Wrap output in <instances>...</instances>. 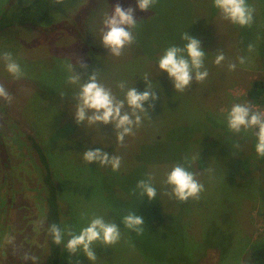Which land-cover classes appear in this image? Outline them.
Listing matches in <instances>:
<instances>
[{
    "label": "rangeland",
    "instance_id": "1",
    "mask_svg": "<svg viewBox=\"0 0 264 264\" xmlns=\"http://www.w3.org/2000/svg\"><path fill=\"white\" fill-rule=\"evenodd\" d=\"M23 1L0 0V13ZM247 3L255 9L254 20L240 27L225 20L213 0H157L148 11H140L136 0H66L54 25L22 26L0 34V51L11 52L25 73L15 79L0 62V84L48 153L65 229L78 234L93 216H102L121 230L119 242L110 248L93 246L95 262L65 250V235L62 264H247L250 247L264 242L256 151L248 149L250 144L237 148L235 139L255 135L231 132L225 119L235 103H251L264 114V71L257 57L264 36V0ZM116 4L134 8L138 22L135 42L119 57L100 42L103 20ZM185 31L201 41L209 75L187 91L175 92L158 60L168 47L184 46ZM249 44L254 46L251 52ZM220 51L226 59L216 65L214 55ZM241 56L247 58L244 65L238 63ZM78 62L87 64V71ZM230 62L237 63L235 71L228 70ZM70 63L85 81L93 70L99 72V82L118 99L132 86L143 92L148 74L159 98L151 108V100L145 103L148 116L141 114V124L123 144L117 142L112 125L75 123L79 86L67 83ZM120 82L126 85L124 91L117 87ZM125 111H130L127 105ZM154 138L160 140L157 151L149 147ZM89 148L120 156L119 171L86 163L83 151ZM186 157L188 170L204 191L199 199L180 202L164 194L170 189L163 180L172 166L185 164ZM157 159L161 162L152 163ZM149 176L157 190L152 201L132 194L137 182ZM154 209L163 221L159 228L153 224ZM129 212L143 216V234L125 228L122 217Z\"/></svg>",
    "mask_w": 264,
    "mask_h": 264
},
{
    "label": "clouds",
    "instance_id": "2",
    "mask_svg": "<svg viewBox=\"0 0 264 264\" xmlns=\"http://www.w3.org/2000/svg\"><path fill=\"white\" fill-rule=\"evenodd\" d=\"M60 2L61 0H56V3ZM156 3L157 0H136L137 8L140 11H148ZM213 6L219 10L225 20L232 24L246 27L253 23L255 9L248 5L247 0H213ZM134 13V8H123L120 4H116L111 14L103 20L100 42L113 56L119 57L126 46L135 42L133 30L137 27L138 22ZM181 39L186 42L183 47L175 45L168 47L158 60L159 70L167 73L175 92H185L194 82H203L209 75L208 70L204 67L206 52L202 48L201 41L188 35L186 31L181 34ZM253 50L254 46L249 44L248 51ZM214 56L216 65H221L226 59L223 51L217 52ZM0 62H3L6 71L13 78L20 79L25 75L21 65L14 59L11 52L0 51ZM246 62V57H238L240 65H244ZM76 66L73 63L68 65L70 75L67 79L68 84L79 86L74 97L77 101L73 114L75 123L78 125H82L84 122L89 125H112L115 129L114 135L117 142L123 144L125 137L133 134L134 126L141 124V114L147 115L148 109L144 107L145 103L151 100L153 103L148 105L151 108L159 98L157 91L153 90L151 86L148 74L145 73L143 77L146 82V89L143 92L137 91L132 86L127 88L124 99H118L110 88L99 82V72L93 70L85 81L81 74L74 71ZM78 66L87 71V64L78 62ZM227 68L229 71H235L237 63L230 62ZM117 87L124 91L126 85L124 82H120ZM0 99L6 102L12 100V96L2 84H0ZM125 105L130 111H125ZM225 119L228 129L233 133L239 134L242 130L252 131L257 140L255 151L259 157L264 158V114L254 111L251 103H235L226 113ZM192 159L194 160L195 157ZM83 160L88 164L110 166L113 171H119L122 163L120 156L111 155L99 148H89L83 151ZM185 164L188 167H185ZM185 164L172 166L163 180V184L170 189L164 194L174 197L180 202L199 199L201 192L204 191L203 184L196 179L193 172L188 170L191 162L187 157ZM152 180L153 177L149 176L147 180L138 181L132 194L135 195L138 192L141 197H147L149 201L155 200L157 190L153 186ZM122 222L125 228L138 235L145 231L144 218L137 215L136 212H129L123 216ZM48 231L56 245L64 243V237L67 235L69 239L64 243L65 250L72 255L83 254L89 262L97 260L94 245L110 248L121 238V230L115 221H106L102 216H93L87 226L83 227L78 234L70 228L61 229L55 224L50 225ZM27 259L29 257L26 256L25 260Z\"/></svg>",
    "mask_w": 264,
    "mask_h": 264
},
{
    "label": "flooded vegetation",
    "instance_id": "3",
    "mask_svg": "<svg viewBox=\"0 0 264 264\" xmlns=\"http://www.w3.org/2000/svg\"><path fill=\"white\" fill-rule=\"evenodd\" d=\"M34 141L43 149L12 103L0 99V264H45L47 204Z\"/></svg>",
    "mask_w": 264,
    "mask_h": 264
},
{
    "label": "trees",
    "instance_id": "4",
    "mask_svg": "<svg viewBox=\"0 0 264 264\" xmlns=\"http://www.w3.org/2000/svg\"><path fill=\"white\" fill-rule=\"evenodd\" d=\"M66 0H61L60 3H56V0H27L16 4L9 5L4 11L0 13V34H5L7 31L22 26H34V27H45L54 25L56 18H58L60 12L59 6L64 3ZM258 61L261 69L264 71V36L259 41V49L257 53ZM30 128V127H29ZM194 126L192 127V129ZM193 131V130H192ZM191 131V133H192ZM217 128H213V135L216 133ZM227 137H233L231 133H227ZM236 147L245 146L248 144V149H254L257 143L256 137L247 138L244 140L240 137H235ZM160 140L155 139L149 141V147L151 150H159L158 146ZM32 149L37 153L38 161L42 166V178L43 185L45 188V200L47 204L46 211V221H47V230L50 225L55 224L61 229H65L64 220L61 216L60 206H59V191L55 185L54 176H52L53 171L49 160H47L45 152L39 145L37 141H34L32 144ZM156 150V151H157ZM165 155V154H164ZM256 161L259 170V196L261 197L264 203V158L259 157L256 153ZM160 159L155 160L152 163H159ZM154 215V226L159 228L162 226V218L157 209L153 211ZM48 238V249L45 256V264H62L64 249L63 243L56 245L53 243L52 236L49 233ZM166 235L161 233V239H165ZM65 238V237H64ZM246 263L247 264H264V242L252 245L248 252L246 253Z\"/></svg>",
    "mask_w": 264,
    "mask_h": 264
}]
</instances>
